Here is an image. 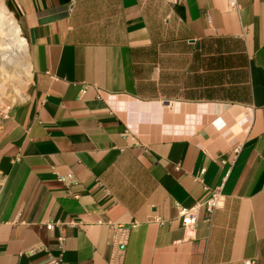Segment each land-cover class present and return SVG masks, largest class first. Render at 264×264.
Masks as SVG:
<instances>
[{
  "label": "crops",
  "instance_id": "1",
  "mask_svg": "<svg viewBox=\"0 0 264 264\" xmlns=\"http://www.w3.org/2000/svg\"><path fill=\"white\" fill-rule=\"evenodd\" d=\"M236 3L5 0L31 79L0 119V264H264V0ZM203 187L224 206L188 241Z\"/></svg>",
  "mask_w": 264,
  "mask_h": 264
},
{
  "label": "rangeland",
  "instance_id": "2",
  "mask_svg": "<svg viewBox=\"0 0 264 264\" xmlns=\"http://www.w3.org/2000/svg\"><path fill=\"white\" fill-rule=\"evenodd\" d=\"M3 3L8 10L5 0ZM8 12L11 14L9 10ZM12 17L17 23L16 18ZM20 36L23 38L21 34ZM21 49L7 16L0 10V119L9 114L27 93L31 77L28 79L21 68L24 59ZM26 61L29 63L28 56Z\"/></svg>",
  "mask_w": 264,
  "mask_h": 264
},
{
  "label": "built area",
  "instance_id": "3",
  "mask_svg": "<svg viewBox=\"0 0 264 264\" xmlns=\"http://www.w3.org/2000/svg\"><path fill=\"white\" fill-rule=\"evenodd\" d=\"M175 3L178 0H173ZM227 6L229 10L236 11L237 10V3L236 0H226ZM84 92V91H83ZM204 173V170L199 172V176L195 178V180L201 183V176ZM204 197L202 200H199L192 204L191 206L185 207L177 204L175 206L177 218L180 220V226L187 238L188 241H192L195 239V229L198 222V212L201 208L205 211L206 222L210 224L212 220L213 213L216 210L221 209L224 206L225 197L221 191V187L209 188L203 187ZM156 223L162 225L164 220L161 218L154 219ZM102 223V222H100ZM73 224V223H72ZM107 225L111 228V230H116L117 232H121L124 236L128 230H131L136 227L135 223H131L129 227H123L119 224H113L108 222ZM53 224H47L46 228L51 229ZM125 245V238L123 237L121 241V247ZM50 264H61L60 259H51ZM245 264H252L250 261H246Z\"/></svg>",
  "mask_w": 264,
  "mask_h": 264
},
{
  "label": "bare ground",
  "instance_id": "4",
  "mask_svg": "<svg viewBox=\"0 0 264 264\" xmlns=\"http://www.w3.org/2000/svg\"><path fill=\"white\" fill-rule=\"evenodd\" d=\"M0 10L7 16L8 22L10 24L11 30L16 38V40L18 41V43L21 46V56L24 57L23 61H22V66L21 68H23V71L25 73V76L29 79L31 77V70H30V63H28L26 61V57L28 56L27 53V45L26 42L24 40V38H22L20 36V30L19 27L16 23V21L14 20V18L12 17V15L8 12V10L6 9L3 0H0Z\"/></svg>",
  "mask_w": 264,
  "mask_h": 264
}]
</instances>
